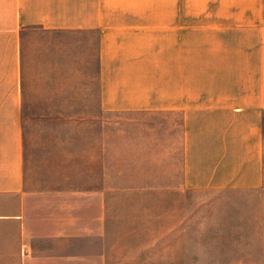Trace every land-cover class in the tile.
Returning a JSON list of instances; mask_svg holds the SVG:
<instances>
[{
	"label": "crops",
	"instance_id": "1",
	"mask_svg": "<svg viewBox=\"0 0 264 264\" xmlns=\"http://www.w3.org/2000/svg\"><path fill=\"white\" fill-rule=\"evenodd\" d=\"M39 31L95 35L100 110L126 113L138 124L143 117L159 165L179 151L185 188L263 186L264 12L136 11V0H0V264H109L102 213L88 219L103 196L97 182L82 176L76 188L31 186L24 40ZM73 197L80 212H73Z\"/></svg>",
	"mask_w": 264,
	"mask_h": 264
},
{
	"label": "rangeland",
	"instance_id": "2",
	"mask_svg": "<svg viewBox=\"0 0 264 264\" xmlns=\"http://www.w3.org/2000/svg\"><path fill=\"white\" fill-rule=\"evenodd\" d=\"M143 9L259 13L264 0H136V11ZM95 46L86 32L25 37L22 122L31 186L76 188L82 176L97 182L103 196L88 219L102 213L109 264H264V184L185 188L179 151L159 165L143 117L138 124L126 113L100 110ZM78 201L73 197V212H80Z\"/></svg>",
	"mask_w": 264,
	"mask_h": 264
}]
</instances>
